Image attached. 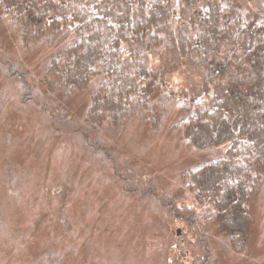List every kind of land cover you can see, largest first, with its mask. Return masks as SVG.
<instances>
[{
  "label": "rangeland",
  "instance_id": "374dc122",
  "mask_svg": "<svg viewBox=\"0 0 264 264\" xmlns=\"http://www.w3.org/2000/svg\"><path fill=\"white\" fill-rule=\"evenodd\" d=\"M232 1L264 13V0ZM13 33L1 23L0 264H182L164 261L173 244L184 264H264V181L249 200L243 251L230 250L212 221L189 227L185 209L197 203L181 174L216 150L185 144L173 125L188 112L201 72L159 48L148 66L162 74L149 103L157 124L89 125L92 84L52 90L44 68L53 49L24 48Z\"/></svg>",
  "mask_w": 264,
  "mask_h": 264
},
{
  "label": "trees",
  "instance_id": "16d2710c",
  "mask_svg": "<svg viewBox=\"0 0 264 264\" xmlns=\"http://www.w3.org/2000/svg\"><path fill=\"white\" fill-rule=\"evenodd\" d=\"M175 5L0 0V22L24 48L53 49L44 68L52 90L71 93L92 84L83 118L89 125L120 126L128 119L157 124L149 103L162 74L148 66L159 48L201 72L197 92L186 100L188 112L173 125L185 144L216 150L212 159L181 174L197 203L185 209L187 221L190 228L201 219L204 227L214 222L230 250L241 252L251 226L249 200L264 181V13L232 0ZM200 207L198 218L194 210ZM171 246L164 261L184 264L181 245ZM204 248L208 262L207 242Z\"/></svg>",
  "mask_w": 264,
  "mask_h": 264
},
{
  "label": "water",
  "instance_id": "95a60500",
  "mask_svg": "<svg viewBox=\"0 0 264 264\" xmlns=\"http://www.w3.org/2000/svg\"><path fill=\"white\" fill-rule=\"evenodd\" d=\"M177 234H180V230H177Z\"/></svg>",
  "mask_w": 264,
  "mask_h": 264
}]
</instances>
